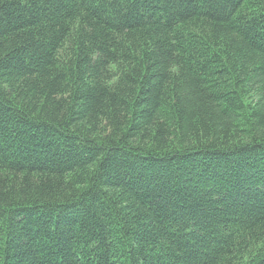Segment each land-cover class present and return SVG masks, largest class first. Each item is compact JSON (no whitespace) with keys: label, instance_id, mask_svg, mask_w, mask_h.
<instances>
[{"label":"trees","instance_id":"trees-1","mask_svg":"<svg viewBox=\"0 0 264 264\" xmlns=\"http://www.w3.org/2000/svg\"><path fill=\"white\" fill-rule=\"evenodd\" d=\"M0 264H264V0H0Z\"/></svg>","mask_w":264,"mask_h":264}]
</instances>
